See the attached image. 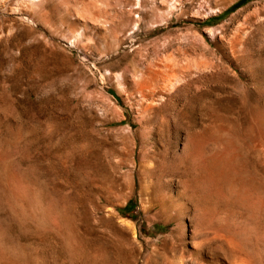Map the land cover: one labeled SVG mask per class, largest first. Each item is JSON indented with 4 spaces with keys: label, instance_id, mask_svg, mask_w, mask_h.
Masks as SVG:
<instances>
[{
    "label": "rangeland",
    "instance_id": "obj_1",
    "mask_svg": "<svg viewBox=\"0 0 264 264\" xmlns=\"http://www.w3.org/2000/svg\"><path fill=\"white\" fill-rule=\"evenodd\" d=\"M0 264H264V0H0Z\"/></svg>",
    "mask_w": 264,
    "mask_h": 264
},
{
    "label": "bare ground",
    "instance_id": "obj_2",
    "mask_svg": "<svg viewBox=\"0 0 264 264\" xmlns=\"http://www.w3.org/2000/svg\"><path fill=\"white\" fill-rule=\"evenodd\" d=\"M201 1H202V2H206V3L209 2V0H201ZM200 3H201V2H200ZM203 4H204V3H203ZM202 6H203V5H202ZM199 7H200V6H199ZM174 9H175V8H174ZM175 75H176V74H175ZM175 75H174V76H175ZM172 76H173V75H172ZM258 116H259V115H258ZM256 121H257V120H256ZM258 121H260V120H258ZM215 149H216V148H215ZM214 151H215V150H214ZM224 156H226V155H224ZM228 156H229V155H228ZM228 158H229V157H228ZM226 159H227V158H226ZM203 160H204V159H203ZM205 160H206V159H205ZM207 160H208V159H207ZM228 160H229V159H228ZM183 162H184V161H183ZM183 162H182V163H183ZM201 162H202V161H201ZM229 162H230V161H229ZM201 164H202V163H201ZM201 164H200V165H201ZM228 164H229V163H228ZM207 166H208V164H207ZM208 168H209V167H208ZM203 169H204V168H203ZM197 171H198V170H197ZM199 173H200V172H199ZM214 175H215V174H214ZM206 176H207V175H206ZM189 178H190V177H189ZM208 178H209V177H208ZM209 179H211V178H209ZM186 180H187V179H186ZM212 180H213V179H212ZM191 181H192V180H191ZM206 181H207V180H206ZM230 182H231V181H230ZM205 185H206V184H205ZM228 187H229V186H228ZM201 189H202V188H201ZM212 191H213V190H212ZM235 191H236V190H235ZM254 191H255V190H254ZM205 192H206V190H205ZM224 196H225V195H224ZM224 198H225V197H224ZM227 199H228V198H227ZM219 200H220V199H219ZM249 202H250V201H249ZM250 205H251V204H250ZM250 205H249V206H250ZM250 207H251V206H250ZM212 218H213V217H212ZM221 220H222V219H221ZM225 220H226V218H225ZM223 221H224V220H223ZM221 222H222V221H221ZM206 223H207V222H206ZM224 223H225V222H224ZM226 223H227V222H226ZM224 228H225V227H224ZM221 229H222V227H221ZM228 229H229V228H228ZM223 230H224V229H223ZM210 231H211V230H210ZM219 232H220V231H219ZM231 233H232V232H231ZM222 236H224V235L222 234ZM222 236H221V237H222ZM172 237H173V236H172ZM218 237H219V235H218ZM219 238H220V237H219ZM219 238H218V239H219ZM229 238H230V237H229ZM209 239H210V238H209ZM221 239H222V238H221ZM230 239H231V238H230ZM229 241H230V240H229ZM229 241H227V242H229ZM231 241H233V240L231 239ZM235 243H236V242H235ZM236 244H237V243H236ZM236 244H235V245H236ZM173 245H174V244H173ZM229 245H230V244H229ZM238 245H239V244H238ZM221 247H222V246H221ZM234 247H235V246H234ZM203 248H204V247H203ZM230 248H232V247H230ZM197 249H198V248H197ZM225 249H226V248H225ZM231 250H232V249H231ZM232 251H233V250H232ZM232 251H231V252H232ZM175 252H176V251H175ZM224 253H225V252H224ZM224 253H223V254H224ZM226 253H227V252H226ZM161 254H162V253H161ZM238 254H239V253H238ZM233 255H234V254H233ZM236 256H237V255H236ZM242 256H243V255H242ZM242 256H241V257H242ZM168 257H169V256H168ZM182 257H183V256H182ZM234 257H235V256H234ZM184 258H185V257H184ZM175 259H176V258H175ZM239 259H240V258H239ZM241 259H242V258H241ZM180 260H181V259H180ZM242 260H243V259H242ZM235 261H236V260H235ZM184 262H185V261H184ZM237 262H238V261H237ZM240 262H242V261H240Z\"/></svg>",
    "mask_w": 264,
    "mask_h": 264
}]
</instances>
